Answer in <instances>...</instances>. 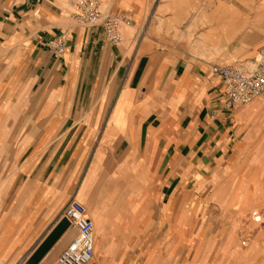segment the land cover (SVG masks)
I'll use <instances>...</instances> for the list:
<instances>
[{
    "label": "crops",
    "instance_id": "1",
    "mask_svg": "<svg viewBox=\"0 0 264 264\" xmlns=\"http://www.w3.org/2000/svg\"><path fill=\"white\" fill-rule=\"evenodd\" d=\"M75 2L0 0V264H59L78 234L65 213L72 199L95 224L90 264H240L235 249L214 255L227 239L216 234L234 226L190 223L214 179L207 168L220 162L231 176L253 151L239 148L241 106L225 108L223 81L204 58L254 61L264 2L257 22L221 10L249 1L212 2V22L197 32L208 48L196 53L189 0H102L145 26L132 48L83 24ZM60 34L67 46L57 55ZM253 185L264 192L263 180Z\"/></svg>",
    "mask_w": 264,
    "mask_h": 264
},
{
    "label": "rangeland",
    "instance_id": "2",
    "mask_svg": "<svg viewBox=\"0 0 264 264\" xmlns=\"http://www.w3.org/2000/svg\"><path fill=\"white\" fill-rule=\"evenodd\" d=\"M214 1L219 0H189L188 2L189 15L186 22L187 24H189V22L191 23L189 27V45L190 49L195 50V53L199 48H208L205 42L199 43L197 41V32L199 25L202 28L203 26H208L212 22L211 15L213 9L216 8L213 7ZM246 1H249L250 4H254V7L231 9L229 6H223L221 10L224 16L226 15V20L228 21L230 18H228V16H230V14L236 15L235 12H237L239 16L242 14L249 15L250 22H257L259 19L258 13H260L262 9L261 7H255V4L264 2V0ZM180 2L185 3L186 0H180ZM129 18V22H123L122 24L121 33L123 40L121 44L128 48H132L134 47V42L131 40L135 39L136 35L140 33L142 29H145V26H136L133 24V19L130 16ZM258 27L261 26L257 23L253 24V26H247L248 29H256ZM263 46L264 44L261 45L258 50ZM258 50L255 59L258 56ZM131 59L137 60L139 58H134L132 56ZM204 59L212 60L214 64H229L234 62V59L223 57ZM244 60L247 62L246 66L251 67L254 63L252 59L242 58L238 61ZM236 111L238 112V116L235 122L237 125L235 140L238 142L239 148L243 149V151H245L246 145L251 146L253 151L249 154L248 159L245 154H241L242 158L239 160L238 168L234 169L231 176L229 175V170L227 173L226 169L225 171L223 170L224 172L221 170L219 166L220 162H217V165L213 164L215 165L214 169L207 168V175L209 173L214 175V179H212V177L210 178L207 182L205 193L201 194L199 197V199L201 198L202 215L191 217L190 223L191 225L234 226L237 232H226L216 235L227 237V239L230 236H235L237 240L227 243V239H225V241L217 243L214 248L216 251L214 255L219 258L225 257V253H232L235 249L239 256L238 260L240 264H246V259H249V252L253 257V264H264V192L253 191V189L256 188V185H253L254 183H259L261 180L264 181V176L262 175L264 170V99L257 98L249 104L238 107ZM226 165L227 162L221 164L222 167ZM247 167L249 168V175H246ZM252 170L258 173L255 177L257 180L256 182L251 180ZM206 177L209 179V175ZM194 197L197 196L194 195ZM80 201L83 202L82 200ZM194 204L195 200H192L190 202L191 212ZM255 211L262 213V217H260L259 220H256L253 215ZM164 223H167V221H164ZM246 252L248 257H246Z\"/></svg>",
    "mask_w": 264,
    "mask_h": 264
},
{
    "label": "built area",
    "instance_id": "3",
    "mask_svg": "<svg viewBox=\"0 0 264 264\" xmlns=\"http://www.w3.org/2000/svg\"><path fill=\"white\" fill-rule=\"evenodd\" d=\"M75 14L85 25L102 24L107 39L115 45L121 44L123 22H129V16L122 12H112L103 6L102 0H78L75 2ZM67 46L65 34L56 36L51 41V48L57 55H62ZM215 76L224 84V106L232 109L251 103L257 98L264 99V46L259 50L253 65L219 64L211 66ZM69 220L78 230L77 236L63 250L58 258L59 264H90L95 255V224L87 214L85 204L72 199L65 208ZM256 220L261 212L253 214Z\"/></svg>",
    "mask_w": 264,
    "mask_h": 264
}]
</instances>
